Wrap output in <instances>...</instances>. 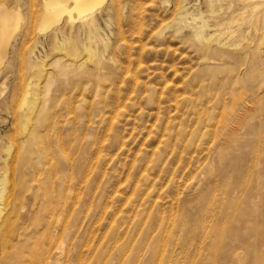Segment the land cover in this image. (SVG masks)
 I'll return each mask as SVG.
<instances>
[{
	"label": "rangeland",
	"instance_id": "rangeland-1",
	"mask_svg": "<svg viewBox=\"0 0 264 264\" xmlns=\"http://www.w3.org/2000/svg\"><path fill=\"white\" fill-rule=\"evenodd\" d=\"M220 1L216 16L207 0H106L39 30L43 0H0L24 17L0 65V101L16 89L46 96L45 118L78 142L83 251L111 264H264V27L240 19L251 14L243 3ZM195 18L223 46L203 49ZM56 29L91 55H73L75 40ZM10 118L0 107L4 143Z\"/></svg>",
	"mask_w": 264,
	"mask_h": 264
},
{
	"label": "bare ground",
	"instance_id": "bare-ground-1",
	"mask_svg": "<svg viewBox=\"0 0 264 264\" xmlns=\"http://www.w3.org/2000/svg\"><path fill=\"white\" fill-rule=\"evenodd\" d=\"M105 1L43 0L39 30L61 23L64 16L66 22L74 21L75 15L84 17ZM236 1L251 8V14L240 16L243 22L251 23L250 27L256 30V25L262 21L260 24L264 27V0L261 3L258 0H228L227 4L231 6ZM220 2L207 0L210 14H223ZM259 4L263 8L256 12ZM260 12H263L261 17L258 15ZM177 14L178 21L184 22L185 14ZM23 18L20 10L10 9L0 2V65L7 57L10 41ZM194 21L191 34L198 44L202 45L206 41L202 45L203 49L209 48L214 42L218 45L219 41L222 42V37L212 38V34L206 33L208 25L205 20L195 18ZM96 26L94 20L86 25L90 38H95ZM228 33V37L235 34L234 31ZM51 35L54 39L61 37L66 40L71 36L75 40L69 45L73 55L80 50H84L87 55L93 51L91 45L85 49L80 47L81 41L71 30L66 34L56 29ZM226 45L230 49L241 47L236 39ZM258 50L257 61H261L264 47ZM12 92L0 101V107L11 115L10 124L14 130L7 143L0 138V264H98L100 260L102 264H111L110 255L105 254L106 251L81 249L82 237L77 228L80 194L78 142L70 136L69 139L63 137L61 130L58 131V120L45 118L48 105L46 96L29 99V88Z\"/></svg>",
	"mask_w": 264,
	"mask_h": 264
}]
</instances>
